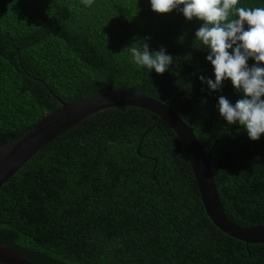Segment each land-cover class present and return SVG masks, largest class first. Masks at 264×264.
Instances as JSON below:
<instances>
[{
  "label": "trees",
  "instance_id": "trees-1",
  "mask_svg": "<svg viewBox=\"0 0 264 264\" xmlns=\"http://www.w3.org/2000/svg\"><path fill=\"white\" fill-rule=\"evenodd\" d=\"M261 6L264 0H240ZM200 21L153 12L148 0H0V147L62 103L131 91L171 107L208 156L220 201L239 227L264 225V135L217 112ZM173 56L138 69L129 47ZM254 63L249 60V64ZM0 243L33 264H264V244L221 232L202 204L175 133L135 107L103 111L48 143L0 188Z\"/></svg>",
  "mask_w": 264,
  "mask_h": 264
},
{
  "label": "clouds",
  "instance_id": "clouds-1",
  "mask_svg": "<svg viewBox=\"0 0 264 264\" xmlns=\"http://www.w3.org/2000/svg\"><path fill=\"white\" fill-rule=\"evenodd\" d=\"M91 3V0H86ZM153 12L177 11L188 21H200L194 34L197 48L206 50L214 79L199 76L213 92L231 82L240 98L231 102L218 96L217 112L228 125H239L252 141L264 135V5L241 6L240 0H148ZM145 37L139 47H129L130 61L138 69L163 74L173 56L161 47L150 50ZM249 60L254 63L249 64Z\"/></svg>",
  "mask_w": 264,
  "mask_h": 264
},
{
  "label": "water",
  "instance_id": "water-1",
  "mask_svg": "<svg viewBox=\"0 0 264 264\" xmlns=\"http://www.w3.org/2000/svg\"><path fill=\"white\" fill-rule=\"evenodd\" d=\"M118 107L143 109L161 119L178 137L190 162L202 204L211 222L224 234L247 245L264 244V225L239 227L227 217L206 154L194 130L164 103L143 94L122 91L106 93L65 104L29 132L0 147V188L48 143L97 114ZM0 264H33L7 244L0 243Z\"/></svg>",
  "mask_w": 264,
  "mask_h": 264
}]
</instances>
